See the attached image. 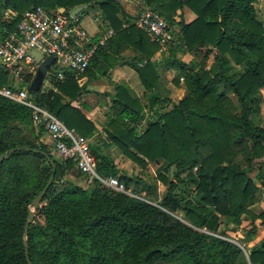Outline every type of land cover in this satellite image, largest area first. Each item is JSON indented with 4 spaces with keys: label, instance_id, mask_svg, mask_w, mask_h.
Returning a JSON list of instances; mask_svg holds the SVG:
<instances>
[{
    "label": "trees",
    "instance_id": "trees-1",
    "mask_svg": "<svg viewBox=\"0 0 264 264\" xmlns=\"http://www.w3.org/2000/svg\"><path fill=\"white\" fill-rule=\"evenodd\" d=\"M140 1L174 27L180 42L167 47L160 63L152 61L159 45L136 27L118 0H0V41L37 6L51 15L63 8L67 16L80 6L98 9L114 34L91 63L105 56L110 44L131 40L137 57L129 65L149 97H132L129 88L118 86L112 102L118 114L108 125L120 128L108 137L125 160L141 168L165 164L150 183L123 172L97 144L91 148L97 173L117 177L136 196L96 179L83 186L76 161L56 158L42 143L45 131L33 126L31 110L0 96V154L20 148L0 162V264H28L23 239L28 212L52 174L43 155L24 147L46 152L56 164L29 226L32 264H264V237L245 255L228 235L245 222L248 236L264 227V210L251 209L264 196V126L254 121L264 99V21L253 6L258 0ZM6 10L16 17L5 19ZM185 10L196 18L177 21L178 11ZM185 53L193 57L188 63L179 58ZM171 68L179 73L175 85L183 78L186 86L178 101L161 83ZM33 78L26 73L23 84ZM14 82L0 64V87ZM50 83L53 89L29 95L69 129L92 137L96 128L77 104L87 84L72 75ZM145 111L147 126L139 132ZM158 182L166 187L161 197Z\"/></svg>",
    "mask_w": 264,
    "mask_h": 264
},
{
    "label": "built area",
    "instance_id": "built-area-1",
    "mask_svg": "<svg viewBox=\"0 0 264 264\" xmlns=\"http://www.w3.org/2000/svg\"><path fill=\"white\" fill-rule=\"evenodd\" d=\"M94 22L107 30L106 35H91L81 25L78 15L71 17L60 12L51 15L41 6L26 11L16 30L0 41V64L15 81L12 87H0V96L31 110L33 126L43 128L53 139L52 154L56 158L74 160L82 174L98 180L109 189L135 197L117 177H102L97 173V161L91 154L88 139L39 106L29 95V85L23 84L24 75H35L38 68L32 52L55 59L51 66L56 68L50 71V66L47 71V77L51 79L62 82L68 75L79 78L85 74L94 54L114 34L102 18L96 17ZM135 25L159 45L160 53L170 45H180L174 27L157 11L144 9L136 18ZM183 49H186L185 45ZM180 80L184 81L183 78Z\"/></svg>",
    "mask_w": 264,
    "mask_h": 264
},
{
    "label": "crops",
    "instance_id": "crops-1",
    "mask_svg": "<svg viewBox=\"0 0 264 264\" xmlns=\"http://www.w3.org/2000/svg\"><path fill=\"white\" fill-rule=\"evenodd\" d=\"M118 1L122 5L126 6L125 11L128 15H130L131 17H136L138 4L142 3L140 0ZM260 8L261 11L257 10V8H255V10L257 15L262 14L258 15V17L260 18V20L264 21V11L262 10L261 6ZM95 11L96 15H99V11L97 8L95 9ZM195 18L196 15L193 12L185 10L183 12L178 11V15L175 19L177 21L183 19L186 23H189ZM93 20L94 19H92L91 22H93ZM81 25L91 35L99 36L100 34L106 35L107 33V30L101 28L98 24H96V22L94 23V25H90L89 27L87 25L85 26L83 24L82 17ZM128 44H131V40H123L120 43L116 42L110 44V46L106 50L105 56L100 54V56L94 58V61H92L90 65L89 72L87 74H83L79 78L81 84H87V92L83 94L79 101H77V104L80 106V110L84 113L86 118L89 119L96 128L94 135L88 138L90 150L95 145H100L101 149H104V153L109 155L119 166V168L122 169L123 172L128 175H132V173L134 172V174L137 173V168H135V166L137 165L132 163L130 160H125L122 156L123 154L121 153V150L108 137V134L115 135L116 131L120 128L119 124L116 123L112 126L108 125L109 119L114 118L116 114H118L112 103L113 100L116 99V89L118 86L123 85L124 87L129 88L132 97L141 99H147L149 97V93L145 91V88L143 87L139 79L137 71L129 65L130 62H134L137 54H135L133 48ZM126 45H128V48L124 49L123 47H125ZM121 48L123 49L120 51ZM188 57L190 58L186 62H190L192 60V56L188 55ZM166 58V52H157L152 58V61L158 63L162 62ZM175 73V69L171 68L169 70H166V72L161 76V83L164 89L169 92V94L174 91L173 84L175 85V83H173L172 81V76ZM180 91L181 99L184 96L185 91L183 92L182 89ZM148 115V111H145V119L137 126V131L140 132L146 128ZM41 141L48 147L51 152L53 151V139L46 132L42 134ZM164 165L165 164L163 162L155 164L154 174L159 175V173L163 172ZM165 190L166 187L162 183L158 182L159 197L164 194ZM256 205L251 208L253 212H255L254 208L256 207ZM256 224L258 225V221L256 222ZM259 228L261 227L258 226V230Z\"/></svg>",
    "mask_w": 264,
    "mask_h": 264
},
{
    "label": "rangeland",
    "instance_id": "rangeland-1",
    "mask_svg": "<svg viewBox=\"0 0 264 264\" xmlns=\"http://www.w3.org/2000/svg\"><path fill=\"white\" fill-rule=\"evenodd\" d=\"M253 5H255L254 7L257 8V10H259V11H261L260 10L261 9L260 6H261L262 7V10L264 11L263 0H258ZM121 6L123 7V9L125 11V7L126 6H124L122 4H121ZM144 9H147V7L144 5V3H140V4H138V10H137V13H136L137 14L136 17H131L130 15L129 16L131 18H133L134 20H136V18L139 16V14ZM258 15H262V14H258ZM3 16H4L5 19L12 20V19H14L16 17V14H15V12H13L11 10H6L4 12V15ZM81 17H82L83 24L85 26L87 25L89 27L90 25H94V23H95L94 20H93V22H91V20L94 19V18H96V17H98V15H96V11H95L94 8L93 9L92 8H89V9H87L85 11V13H83L81 15ZM166 54H168V53L166 52ZM188 55L191 56L188 53H185V54H182V55L180 54L179 58L181 60L183 59V61H185V63H188V62H186L190 58V57H188ZM158 63H160V62H158ZM55 68H56V66H51L50 67V71H53ZM175 71H176V73L172 76V81H173L174 78H176V76L179 75L178 70L175 69ZM53 87L54 86L50 83V77L49 76L48 77L46 76L45 82L43 83L41 89L43 91H47L49 89H53ZM181 89H182L183 92L186 89V86L184 84V81H181L180 80L178 85H174L173 84V90L174 91H172L171 94H170V97L173 99V101L180 100V97H181V91L180 90ZM171 90H172V88H171ZM254 121H257V122L259 121V123H261V125L264 126V99H263V105H262L261 111L258 114V116L254 118ZM135 168H137V173L134 174L135 173L134 172V173H132V175H137L141 179H143L144 181H149L150 183H154L156 181L157 175L154 174L155 163H150V166L148 164V166L145 167V168H141L138 165L135 166ZM173 175H174V172H173ZM170 180H173V177L171 178V174H170ZM92 181H93L92 178H90V177H88L86 175H82V177L78 180V183L81 184V185H83V186H87V185L91 184ZM262 194L264 195V190H262ZM158 196H159V193H158ZM263 209H264V196H263L261 202H259L256 205V207L254 208V211L255 212H261ZM248 230H249V226L245 222L242 225V227H239L236 231H230V232H228V235L231 236V238H233L234 240H236V242L239 245L242 246V248L244 249L243 252H244L245 255H246V249H250L254 244H256L258 241H260L264 237V227L259 228L257 234L251 235V236L250 235L248 236V234H247Z\"/></svg>",
    "mask_w": 264,
    "mask_h": 264
},
{
    "label": "water",
    "instance_id": "water-1",
    "mask_svg": "<svg viewBox=\"0 0 264 264\" xmlns=\"http://www.w3.org/2000/svg\"><path fill=\"white\" fill-rule=\"evenodd\" d=\"M85 9H86V6L77 7L71 11L70 16L75 17V16L79 15ZM64 11L65 10L63 8L59 10L60 13H64ZM32 55L37 60L38 68H37V71L34 75L33 80L31 81V83L28 86V91L38 92L41 90L43 82L45 81L46 76H47V71H48L49 67L51 66V64L54 63L55 59L53 57L44 58L41 54H39L37 52H32ZM24 148L27 151H32L34 153L43 155L47 159L50 166L52 167V174H51L49 180L47 181L45 187L31 202V208L29 209L28 216H27V222H26V225L24 228L23 239H24V247L26 250V260H27L28 264H32L30 261V258L28 256V246L26 243L27 235L29 232V226L34 221V218H35L34 211L39 208L43 197L45 196L48 188L50 187V185L53 182L54 175L56 172V164H55L54 160L51 159L50 156L46 152L38 150V149H30L27 147H24ZM16 150H20V148H14V149L9 150L7 153L0 154V162L8 159L10 154L15 152ZM172 177H173V167L171 168V178ZM236 244L244 251V249L242 248L241 245H239L238 243H236Z\"/></svg>",
    "mask_w": 264,
    "mask_h": 264
}]
</instances>
